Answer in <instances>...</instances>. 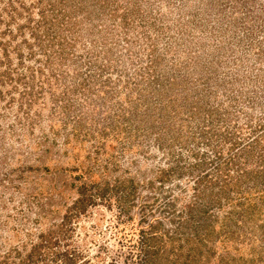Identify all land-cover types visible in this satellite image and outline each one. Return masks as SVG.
Masks as SVG:
<instances>
[{"label": "rangeland", "instance_id": "obj_1", "mask_svg": "<svg viewBox=\"0 0 264 264\" xmlns=\"http://www.w3.org/2000/svg\"><path fill=\"white\" fill-rule=\"evenodd\" d=\"M11 1L16 3L15 6H20L22 1L29 6L34 0H0V11H3L5 19L13 22L11 31L7 32H4L5 27L0 24L1 70L6 69L9 62L7 60L18 64L22 52L23 58H26L29 44L34 45L40 53L37 39L32 35L36 19L31 20L28 11L18 12L12 17V13L4 8ZM244 1H67L84 9H78L75 14L72 12L75 19L72 24H68L72 27V41L64 46V52L69 54L62 67L65 68V73L60 70L64 74L59 76V80L51 81V86H36V89L45 91L42 95L37 93L38 101L30 110L26 106L21 108V93L28 88L25 82H0V90L4 93V96L0 95V251L12 249L13 246L23 251L29 250L32 245L41 241L42 234L47 235L55 230L68 206L78 197L76 189L69 186L71 178L67 180L68 185L65 187L64 172L61 169L68 166L69 158L65 149L72 150L68 138L76 130L91 127L95 136L101 138L104 137L102 134L111 130L117 133L121 126L129 124L132 133L119 144L125 145L127 152L122 158V170L116 176L134 178L141 183L138 195L142 192L144 199L156 191L155 187L159 183L152 186L150 180H157L163 167L176 163L171 157L176 148L171 141H157L158 135L168 139L172 133L167 135L166 132H151L144 127V120L152 112L158 114L168 107L170 98L176 95L172 91L166 93L161 90L170 89L171 86L178 89L182 81L179 75L184 72L186 64L205 73L211 67L209 64L219 63L221 60L227 61L229 67H234L235 57H247L253 52L250 49L256 48L255 44L264 53V22L256 15L259 13L256 11L260 9L261 0L249 1L247 6H244ZM69 8L66 9V14L74 9ZM38 10L36 8L33 11L36 14ZM70 34L67 32V35ZM9 41L12 46L22 47V50H11V55L6 60L1 43ZM32 61L34 59L28 60L29 63ZM90 61L98 63V79L102 76L104 81H87L89 79L85 75L90 71L86 64ZM231 69L236 71L232 67L222 68V75L228 74ZM261 69L255 70L254 73L257 72L258 75L253 74V81L250 80L252 74L249 63L247 70L239 72L237 79L247 92L243 97L257 90L258 97L264 98V62ZM21 71L19 69L17 72ZM78 71L84 74L77 75ZM197 76L199 75L196 73L192 81H201ZM154 77L156 80L150 86L147 82ZM81 81L88 82L85 88L81 87ZM151 89L155 95H151L150 99L148 92ZM63 92H66V100H61ZM154 97L157 99L153 100ZM261 107L264 109V103H259V113L262 112ZM30 116H35L33 126L29 124V120L34 119ZM93 140L94 136L88 144H92ZM160 143L163 144L162 148L159 147ZM26 167L32 169L22 171ZM176 181L178 179L170 182ZM170 182L166 185H171ZM192 183L193 181L184 185ZM245 190L254 194L262 192L264 197V174L255 177L250 175L243 185V191ZM263 200L261 197L259 213L251 215L247 225L238 229L233 238L230 236L224 239L223 234L209 240V246L215 249V257L227 255L235 258L234 263L238 264H251V260H246L254 258L255 263L264 264ZM139 201H142L141 197L136 203H140ZM181 202L177 201L175 207L181 209ZM223 202L225 204L222 209H216L218 216L213 218L215 225L212 227L216 232L223 223V212L227 205L226 201ZM185 203L186 201L182 205L185 206ZM156 205L159 213L168 208L161 199ZM58 207L61 210L55 216ZM49 208L53 212L49 213ZM131 213L136 214L135 222H138L140 208H132ZM110 216L105 205L97 204L89 206L72 223L69 245L83 249L88 258L92 259L90 264H100V249H103L100 247L105 249L113 242L109 227ZM166 227L175 229L176 225L167 222ZM190 233H194L193 227ZM190 233L186 232L183 236L188 237ZM104 249L101 251L104 252ZM103 255L104 259L109 256L108 252Z\"/></svg>", "mask_w": 264, "mask_h": 264}, {"label": "trees", "instance_id": "obj_2", "mask_svg": "<svg viewBox=\"0 0 264 264\" xmlns=\"http://www.w3.org/2000/svg\"><path fill=\"white\" fill-rule=\"evenodd\" d=\"M67 1L69 0H34L29 6L24 1L20 6H15L16 3L11 1L4 7L12 13V17L18 12L28 11L29 18L36 19L34 27L32 26V35L37 39L40 53L34 45L29 44L26 58H23V52L20 53L19 63L16 64L7 58L12 51L21 52L22 47L12 46L10 41L1 43L9 62L5 70L0 69V82L4 84L19 80L17 83L25 82L28 86L21 93V108L26 106L30 110L38 101L37 93H44V89H36L38 84L42 88H46L47 84L51 86V81L59 80V76L65 73V68L62 67L69 54L64 52V46L72 41V27L68 24L74 22L75 16L72 12L75 14L78 9H84ZM249 1L258 0H245L244 6ZM68 7L76 8L66 14ZM36 8L39 10L35 14L33 10ZM257 12V18L264 22V0H261ZM3 15V11H0V24L5 27L4 32L11 31L13 22L5 19ZM19 27L22 29V25ZM255 45L256 48L250 49L253 52L250 51L247 57H235L236 64L230 67L236 71L231 69L228 74L222 75V68H230L225 60L209 64L214 68L209 67V71L206 69L205 73L186 64L183 67L184 72L179 75L182 81L178 89L171 86L170 89L161 90L166 93L172 91L176 95L168 102V107L171 108L167 107L158 114L152 112L149 117L146 116L144 127L151 132L173 134L168 139L158 135L157 141H171L176 148L171 157L176 163L163 167L157 180H150L152 186L156 182L159 184L155 187L156 191L145 199L142 192L138 195L141 183L136 179L116 176L122 170V158L127 152V147L119 144L132 133L129 124L121 126L117 133L115 130L106 132L101 138L95 136L91 127L74 131L68 138L72 150L65 149L69 158L68 166L61 169L64 172L65 187L68 185L67 180L71 178L69 186L76 189L78 197L68 206L55 230L47 235L42 234L41 241L27 251L17 246L0 251V264H90L92 259L88 258L83 249L69 245V237L72 236L74 220L85 213L89 206L97 204H103L109 209V227L114 238L112 244L105 249L100 247L104 249V252L100 249V264H238L234 263L235 258L227 255L215 257V249L208 243L218 235L220 237L225 234L224 239L230 236L233 238L238 229L247 225L251 215L259 213L261 197L264 198L262 192L254 194L248 190L243 191V185L250 175L255 177L264 174V109L261 107L262 112L258 111L259 103H264V98L258 97L257 90L243 97L247 92L237 79L240 71L247 70V63L250 64L251 81L257 74L254 73L255 70L261 69L264 53ZM32 59L34 61L29 63L28 60ZM86 65L90 71L85 75L89 79L87 81H104L102 76L98 79L97 62L90 61ZM19 69L22 71L17 72ZM196 73L201 81H192ZM83 74L84 72H77V75ZM155 78L147 83L151 86ZM81 82L82 85H79L82 88L88 84ZM16 86L14 85L15 88ZM151 90L148 92L150 99L151 95H155L153 89ZM0 95L4 96L1 90ZM60 97L61 100H66V92ZM27 114L29 115V111ZM30 117L34 118L29 120V124L33 126L35 116ZM92 136L94 140L92 144H88ZM46 140L48 141V137ZM162 146L160 143L159 147ZM28 169L32 167H26L22 171ZM173 179L178 181L171 183ZM191 181L192 184L184 185ZM168 182L171 185H166ZM140 197L142 201L136 203ZM160 199L168 207L161 213L156 205ZM223 200L227 204L226 210L223 212L220 230L216 232L212 227L215 225L213 218L218 216L216 209L224 206ZM177 201H182L181 209L175 207ZM184 201L185 206L182 205ZM135 207L140 208L138 222H135L136 214L131 213V209ZM47 210L49 213L53 212V209ZM59 210L60 207L56 209L55 216ZM166 221L175 224V229L166 227ZM192 227L194 233H190ZM182 229L189 231L182 232ZM186 232L191 235L183 236ZM107 252L109 256L104 259L103 254L106 255ZM249 260L251 264L258 263L254 262V258L246 261Z\"/></svg>", "mask_w": 264, "mask_h": 264}]
</instances>
